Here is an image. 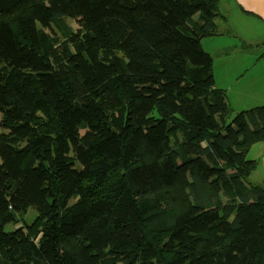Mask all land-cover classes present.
Returning a JSON list of instances; mask_svg holds the SVG:
<instances>
[{
  "label": "trees",
  "instance_id": "trees-1",
  "mask_svg": "<svg viewBox=\"0 0 264 264\" xmlns=\"http://www.w3.org/2000/svg\"><path fill=\"white\" fill-rule=\"evenodd\" d=\"M218 4L0 0V264H264V106L215 86Z\"/></svg>",
  "mask_w": 264,
  "mask_h": 264
},
{
  "label": "crops",
  "instance_id": "crops-1",
  "mask_svg": "<svg viewBox=\"0 0 264 264\" xmlns=\"http://www.w3.org/2000/svg\"><path fill=\"white\" fill-rule=\"evenodd\" d=\"M218 10L217 35L201 39L212 58L215 86L225 92L233 115L264 106V0H219ZM247 158L257 162L250 176L260 171L261 177L260 184H250L264 187V141Z\"/></svg>",
  "mask_w": 264,
  "mask_h": 264
},
{
  "label": "rangeland",
  "instance_id": "rangeland-1",
  "mask_svg": "<svg viewBox=\"0 0 264 264\" xmlns=\"http://www.w3.org/2000/svg\"><path fill=\"white\" fill-rule=\"evenodd\" d=\"M67 23L70 25V27L72 28V30H76V28H77V25H76V23H75V21H73V20H68L67 21ZM77 40V38H73V37H71L70 38V42L72 43V42H74V41H76ZM202 46H205L206 47V49H208V46L206 45V42L205 41H202ZM205 50V49H204ZM209 50V49H208ZM213 55V54H212ZM216 57V56H215ZM214 61H217V60H214ZM0 123H1V116H0ZM2 128L0 127V132L2 131L1 130ZM260 171H256V173L254 174V175H252V176H250L249 177V179H248V181H250L251 183H255V184H260L261 182H260V173H259ZM34 219H35V212L33 211V210H30L29 211V213H28V215L26 216V221L28 222V223H31V222H33L34 221Z\"/></svg>",
  "mask_w": 264,
  "mask_h": 264
}]
</instances>
